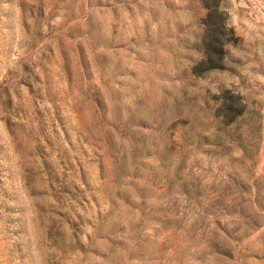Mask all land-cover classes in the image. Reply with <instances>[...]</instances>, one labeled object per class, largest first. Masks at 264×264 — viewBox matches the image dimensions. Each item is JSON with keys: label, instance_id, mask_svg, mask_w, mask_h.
Segmentation results:
<instances>
[{"label": "rangeland", "instance_id": "1", "mask_svg": "<svg viewBox=\"0 0 264 264\" xmlns=\"http://www.w3.org/2000/svg\"><path fill=\"white\" fill-rule=\"evenodd\" d=\"M0 264H264V0H0Z\"/></svg>", "mask_w": 264, "mask_h": 264}, {"label": "trees", "instance_id": "2", "mask_svg": "<svg viewBox=\"0 0 264 264\" xmlns=\"http://www.w3.org/2000/svg\"><path fill=\"white\" fill-rule=\"evenodd\" d=\"M205 8L206 13L202 17L203 54L194 67L195 70H201L202 72L220 68L222 66L226 55V46L229 39L228 36L232 34L231 30L228 28L226 18L224 17L226 10L221 7L220 1L213 5L206 6ZM232 111L231 107L228 110V114ZM242 150L244 155H248L250 152L244 147Z\"/></svg>", "mask_w": 264, "mask_h": 264}]
</instances>
